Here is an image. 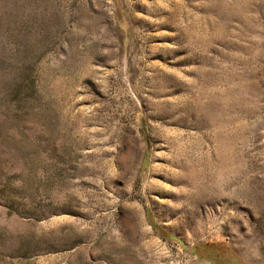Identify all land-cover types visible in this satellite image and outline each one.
I'll return each instance as SVG.
<instances>
[{
  "label": "rangeland",
  "instance_id": "374dc122",
  "mask_svg": "<svg viewBox=\"0 0 264 264\" xmlns=\"http://www.w3.org/2000/svg\"><path fill=\"white\" fill-rule=\"evenodd\" d=\"M0 264H264V0H0Z\"/></svg>",
  "mask_w": 264,
  "mask_h": 264
},
{
  "label": "bare ground",
  "instance_id": "6f19581e",
  "mask_svg": "<svg viewBox=\"0 0 264 264\" xmlns=\"http://www.w3.org/2000/svg\"><path fill=\"white\" fill-rule=\"evenodd\" d=\"M174 162H175V160H174ZM177 163V162H176ZM166 166V165H165ZM169 166H170V164H169ZM177 168V167H176ZM179 169V168H178ZM182 176H180V178H181ZM167 178V177H166ZM175 178H177V177H175ZM178 179V178H177ZM169 180H174V177L173 176H171V177H169ZM166 181V180H165ZM179 181V180H178ZM177 181V182H178ZM175 183V182H174ZM162 184V183H161ZM172 184H173V181H172ZM174 195H176L177 196V194H174Z\"/></svg>",
  "mask_w": 264,
  "mask_h": 264
}]
</instances>
